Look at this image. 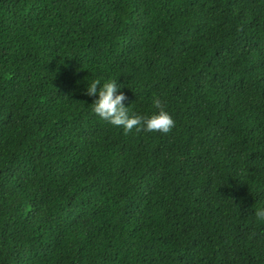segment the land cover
Returning <instances> with one entry per match:
<instances>
[{
  "label": "trees",
  "instance_id": "16d2710c",
  "mask_svg": "<svg viewBox=\"0 0 264 264\" xmlns=\"http://www.w3.org/2000/svg\"><path fill=\"white\" fill-rule=\"evenodd\" d=\"M258 209L264 0H0V264H264Z\"/></svg>",
  "mask_w": 264,
  "mask_h": 264
},
{
  "label": "clouds",
  "instance_id": "9594fccd",
  "mask_svg": "<svg viewBox=\"0 0 264 264\" xmlns=\"http://www.w3.org/2000/svg\"><path fill=\"white\" fill-rule=\"evenodd\" d=\"M100 85L101 81L99 79L94 80L86 92V95L90 97L97 95L99 97L92 103V111L112 126L122 127L125 135H128L133 130L137 133L167 134L175 127L174 119L165 111L164 101L159 97L153 96V106L159 110L158 114L146 117L133 113L130 116L129 107H125L124 104L128 97L123 92L117 95L121 86L118 87L116 81H109L102 86ZM255 217L258 221H264V209H258L255 212Z\"/></svg>",
  "mask_w": 264,
  "mask_h": 264
}]
</instances>
